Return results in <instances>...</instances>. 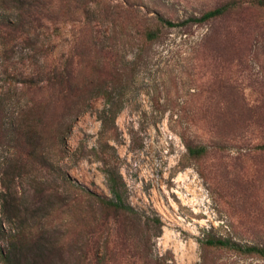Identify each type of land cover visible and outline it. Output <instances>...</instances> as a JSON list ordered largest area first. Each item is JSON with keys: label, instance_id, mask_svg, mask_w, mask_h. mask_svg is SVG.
<instances>
[{"label": "rangeland", "instance_id": "374dc122", "mask_svg": "<svg viewBox=\"0 0 264 264\" xmlns=\"http://www.w3.org/2000/svg\"><path fill=\"white\" fill-rule=\"evenodd\" d=\"M57 1L59 31L45 22L49 33L20 34L38 46L19 38L0 55V216L14 209L3 207L5 185L29 211L45 204L39 187L52 193L54 209L27 220L30 241L41 234L57 248L44 264H264L206 243L264 245V0ZM79 4L86 13L74 11ZM218 7L226 10L217 19L184 22ZM77 16L88 30L74 56L78 94L66 107L45 80L26 88L13 75L69 58ZM148 27L154 40L144 38ZM36 99L50 168L18 156L14 133H4ZM188 145L206 151L195 156ZM20 226L3 222L6 234ZM0 247L8 253L6 235Z\"/></svg>", "mask_w": 264, "mask_h": 264}, {"label": "trees", "instance_id": "16d2710c", "mask_svg": "<svg viewBox=\"0 0 264 264\" xmlns=\"http://www.w3.org/2000/svg\"><path fill=\"white\" fill-rule=\"evenodd\" d=\"M91 0H82L78 3L84 2L89 4ZM57 0H0V6L4 9L5 13H10V16H0V55H7L8 53L14 52L17 44H22L18 41L19 38L28 44L29 46H38V41H33L30 37V33H26V37L22 38L20 35L22 32H31L36 31V29H47L46 32L51 31L56 33L60 29L61 19L57 17ZM81 4L78 7H75V12L83 11L86 13V8L83 10L80 8ZM224 7H218L212 10L205 12L200 17L187 18L184 22H205L210 19H217L221 17L225 12ZM157 21L164 25L176 26L177 23L172 20L167 19L163 15L157 16ZM45 22L50 23L49 26ZM71 23L78 24V32L75 33L73 38V43L71 45V55L69 58H66L65 61L56 62L52 68L44 70V73L35 75V73H27L23 71L22 73H17L13 77L18 78L23 82L26 88L38 87L42 80L46 81V87L54 89L56 94V100H64L66 107L68 103L72 104V101L76 99L78 94L76 92V67L75 59L78 57L79 49L85 44L82 40V36L86 35L87 28L85 22L81 21V17L77 16L70 19ZM144 38L148 41L154 40L158 36L156 29L148 27L143 31ZM78 38H81L80 43H78ZM19 42V43H18ZM44 46V43H43ZM48 47V45H47ZM78 61V60H77ZM79 65L82 62L78 61ZM39 75H42L38 78ZM11 76V74H10ZM79 87L77 86V89ZM83 98V97H82ZM82 98H79L78 101H74L78 105L82 102ZM44 99L33 100L32 106L18 113V118L16 120V125L11 127V129L5 135L7 136L11 132L14 133V139L16 141V149L18 156L21 154L26 155L29 160L35 161L39 164L44 165L47 168L53 166L51 161L48 160V155L46 156L41 149L43 148L44 142L46 141L47 135L50 132L48 130H42L39 126V123H43L42 115L38 113L43 110ZM46 101V100H45ZM4 115V109L0 107V116ZM46 127L47 125L44 124ZM10 132V133H9ZM53 132V131H52ZM54 132H56L54 130ZM189 152L192 155H201L206 151L205 146H191L188 145ZM18 166V163L12 164L10 167L12 169ZM11 169V168H10ZM10 172V171H9ZM109 180L111 182V190L114 192L115 196L121 200V195L118 191L117 186V177L113 175L110 171H107ZM11 173V172H10ZM66 180L65 178H63ZM13 186L5 185V191L2 193L4 203L3 207L6 206V203H9L14 207L13 211L10 213L5 208L2 211V217L0 216V238L3 235H6L8 238V253H5L0 247V259L3 264H44L45 262H51V255L57 250L55 246L49 245L44 239L43 235H37L33 241H30L27 233V220L29 216L36 217L39 212L46 213L47 215L54 209L51 207V204H48V196L52 194L49 193L46 188L39 187L36 192V197L42 203L45 202L43 206L36 207L29 211L28 203L26 200L20 202L19 199L15 198V194L12 192ZM88 194H94L91 191L85 190ZM47 203V204H46ZM102 203L107 206H116L117 208L124 210H131L129 207L122 206L116 202L110 200H102ZM18 219L21 221V226L19 227V232H10L6 234L3 222L7 220L9 222ZM209 245L217 246H226L231 248H237L244 250L247 253L257 254L264 258V245H248L241 246L240 244L233 242L231 240L222 239V238H209L206 241Z\"/></svg>", "mask_w": 264, "mask_h": 264}]
</instances>
